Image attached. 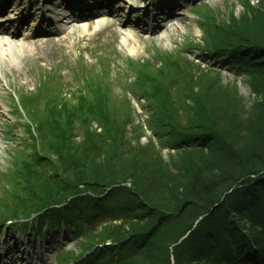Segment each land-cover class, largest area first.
<instances>
[{
    "label": "trees",
    "instance_id": "trees-1",
    "mask_svg": "<svg viewBox=\"0 0 264 264\" xmlns=\"http://www.w3.org/2000/svg\"><path fill=\"white\" fill-rule=\"evenodd\" d=\"M245 3L237 19L208 27L217 40L204 46L246 73L252 107L240 104L236 88L206 93L196 75L201 66L172 53L158 64L130 63V89L148 103L157 145L142 146L137 128L129 135L130 103L111 97L101 75H91L74 101L48 92L43 117L29 126L32 152L11 156L0 175V222L46 208L42 218L53 227L65 222L80 241V253L61 262H262L264 0ZM163 147L175 151L169 163Z\"/></svg>",
    "mask_w": 264,
    "mask_h": 264
},
{
    "label": "rangeland",
    "instance_id": "rangeland-1",
    "mask_svg": "<svg viewBox=\"0 0 264 264\" xmlns=\"http://www.w3.org/2000/svg\"><path fill=\"white\" fill-rule=\"evenodd\" d=\"M41 1V0H40ZM183 5L177 8V14L168 22L169 25L161 31L153 33L151 37L146 34L151 30V27L141 21V29L133 30L132 27L121 25L123 28L129 29L128 35H134L137 39L134 40L138 55H134L131 51V46L126 36H123L119 30L112 24H104L103 22L92 23L89 28L86 26H77V28L69 26L64 34L56 35L41 41V46L35 43H28L24 45L23 49L16 48L14 43L23 42L22 38L13 40L11 43L12 51H1L0 55V175L8 169L11 159L10 154L15 153V146L18 145L19 139L24 141L27 139L24 130V123L22 113L15 116L13 113L14 105L12 104V96L20 98L21 95H34L37 87L40 85L42 76L50 74L54 71L61 75L62 96H67L73 100V94L82 90L84 83L75 77L74 72L77 71L79 64H87L92 74L101 73V77L106 80V84L111 90V97L116 101L124 100V97L129 98L127 94L128 79L133 81L132 76L126 70V63L128 59L140 60L143 62H153L157 53L164 55V53H172V55H180L184 58H191L198 61L200 69L196 70V75L202 76L200 79L203 86L207 89L206 93L212 92V95L219 94L220 89L230 90L236 88L237 94L240 96V104L248 109L253 106V101L256 99L255 94L250 91L249 84H247L246 73L238 70V67L228 63L226 58L213 60V55L205 50L204 43L211 40H217L216 33L209 29V26L216 21L226 24L231 17L238 18L243 12L246 5V0H175ZM251 5H257L259 0H247ZM133 2V0H130ZM38 3L33 0L32 4ZM118 6H125L122 0L117 1ZM138 4V3H137ZM124 8L121 14L124 13ZM141 9L137 5H133L131 11L139 13ZM204 17V20H203ZM179 18L181 20H179ZM128 22L137 21L136 18L130 16L126 19ZM179 21V22H177ZM204 22V23H203ZM88 26V25H87ZM148 27V28H147ZM96 30V33H95ZM138 31V32H137ZM139 31H141L139 33ZM131 32V34H130ZM126 34V33H125ZM51 41V45L46 42ZM2 44H0L1 46ZM129 45V46H128ZM27 46V47H26ZM187 50L183 53L180 49ZM189 48V49H188ZM197 49L198 53H195ZM4 50V49H2ZM181 53V54H180ZM100 54L99 61L105 62L104 70L95 68L97 66V55ZM101 54H105L101 56ZM100 63V62H99ZM215 68V72L219 74L218 81L215 80V74H207V68ZM97 73V74H96ZM83 79L85 75L82 76ZM131 77V78H129ZM217 90V91H216ZM59 92V91H58ZM227 92V91H226ZM215 93V94H214ZM114 99V100H115ZM146 104L148 105L147 101ZM239 104V107L241 106ZM237 105V104H234ZM44 104H37V115L42 116L41 113ZM221 106V105H219ZM30 106H27L29 108ZM138 106L137 108H139ZM222 107V106H221ZM242 107V109H243ZM241 109V111H242ZM217 110H220L217 107ZM232 111H235L234 107ZM13 112V113H12ZM150 119V118H149ZM8 121V123H7ZM151 122V120H150ZM148 127V122H146ZM143 128V127H142ZM150 131L146 129V138H141L142 144H146ZM152 136V135H151ZM153 139V137H151ZM153 141V140H152ZM159 143V141H156ZM162 159L169 163L170 154L172 151L163 149ZM2 185V184H0ZM96 228L100 226V222L96 220ZM61 233L46 231L39 239H31L24 235L22 237V230L20 227L11 228L5 234L0 235V252L8 249V255L13 259L19 256L18 259L27 257L28 254L42 257L43 264H57L56 251L69 250L77 252L80 250L78 241L67 234L66 226L61 227ZM67 236H66V235ZM13 239L10 241V237ZM63 236V237H62ZM62 238V239H61ZM14 241L19 242V247L12 250ZM22 245V246H21ZM46 247H54L55 253H50L45 250ZM20 251L14 255L15 252Z\"/></svg>",
    "mask_w": 264,
    "mask_h": 264
},
{
    "label": "bare ground",
    "instance_id": "bare-ground-1",
    "mask_svg": "<svg viewBox=\"0 0 264 264\" xmlns=\"http://www.w3.org/2000/svg\"><path fill=\"white\" fill-rule=\"evenodd\" d=\"M165 20H169V16H167V18H166ZM179 20H181V19L179 18ZM169 21H170V20H169ZM169 21H166V22H165V25L163 26V28L166 29V28L168 27V25H169L168 22H169ZM177 22H179V21H177ZM126 36H127V39H126V40H128L129 45L131 46L130 48H131L132 53H134L135 56L138 55V50L136 49V46H135V44L137 43V40H136V42H134V40L137 39V38H136L134 35H131V36L126 35ZM6 39H7V38L2 37V39H1V41H0V44H2V45L0 46V55L2 54L3 51H8V52H10V50L12 51V46H13V44H12L11 42L7 41ZM36 44H37V43H36ZM46 44H47V45H51L52 42H51V41H47ZM14 45L16 46V48H21V49H23L24 45H27V44H26V42H16V43H14ZM129 45H128V46H129ZM37 46H38V47L41 46V43H38ZM26 47H27V46H26ZM2 49H4V50H2ZM1 51H2V52H1Z\"/></svg>",
    "mask_w": 264,
    "mask_h": 264
}]
</instances>
